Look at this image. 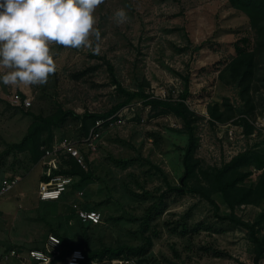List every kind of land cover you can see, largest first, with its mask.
<instances>
[{
  "label": "rangeland",
  "instance_id": "rangeland-1",
  "mask_svg": "<svg viewBox=\"0 0 264 264\" xmlns=\"http://www.w3.org/2000/svg\"><path fill=\"white\" fill-rule=\"evenodd\" d=\"M120 8L131 20L117 26L111 17ZM96 15L102 37L99 54L56 46L58 71L46 85L16 88L0 83V181L8 176L20 179L0 197V248L16 249L23 257L30 250H55L48 246L50 237L56 238L54 233L79 243L83 227L69 209L70 199L38 201L40 168L25 153L4 155V151L20 142L31 122L23 112L47 115L58 104L77 115L107 112L122 99L111 73L123 89L134 91L146 83V93L163 99L176 101L187 87L186 104L201 117L196 122L195 158L203 168L220 167L247 149L264 151L263 133L247 138L235 125L238 111H247V104L228 74H219L235 54L233 44L247 36L248 29L246 17L226 0H106ZM77 74L82 77L75 79ZM255 84L259 90L251 92L256 105L251 123L264 121L257 100V94L264 93V82ZM14 93L30 99L29 109L21 112L8 102ZM224 102L233 108L232 118L211 125L207 108L217 103L223 110ZM125 109V124L104 131L97 152L89 156L93 179L79 186L85 206L96 208L102 217L100 225L85 231L90 249L138 246L149 237L152 247L138 259L141 264H253V244L246 230L218 220L204 199L183 191L179 179L186 136L175 132L182 123L172 115L151 117L139 100ZM226 125L234 131L231 141L222 127ZM77 129L68 121L54 138L75 136ZM251 179L256 180L255 172ZM167 184L179 190L169 191ZM212 199L219 205L220 217L229 215L219 195ZM160 200L164 211L154 214L145 229L142 217ZM263 210L264 202L259 207L242 205L234 214L253 223ZM183 225L188 231L184 236ZM255 231L264 237V219Z\"/></svg>",
  "mask_w": 264,
  "mask_h": 264
},
{
  "label": "trees",
  "instance_id": "trees-1",
  "mask_svg": "<svg viewBox=\"0 0 264 264\" xmlns=\"http://www.w3.org/2000/svg\"><path fill=\"white\" fill-rule=\"evenodd\" d=\"M226 2L231 9L246 17L248 29L246 30L247 36L241 37L233 44L235 54L225 66L224 71H221L219 74L221 77L223 76L222 74H228L229 79L240 91V96L244 98L247 104V111L239 110L240 116L237 117L234 123L237 126H241L244 134L249 138L254 133V126L251 124L249 118L256 108L253 102V98L255 97L251 92L255 93L259 90L255 81L264 82V0H226ZM107 66L111 71L112 69L108 63ZM259 68H262L260 73H263L257 77ZM111 76V81L122 99L105 113L84 112L77 115L58 104L53 111L47 115H43L41 113L34 114L30 111L23 112L22 110L27 109L15 107L17 110L23 112L25 116L30 117L31 122L20 142L9 145L6 151H4V155H9L11 152L18 154L25 153L29 161L32 164H36L42 155L41 146L51 145L55 139V131L59 130L68 121H73L78 128L77 135L68 137L80 140L88 134L95 121L107 119L134 100H139L144 106L149 108L151 117L172 115L182 123V128L175 132L186 136V145L181 149L183 175L179 179L181 185L184 187L183 191L197 194L204 199L212 207L218 220L246 230L248 240L253 244V264H259V261L264 258V237L259 238L255 229L258 221L264 219V210L258 216L256 222L253 223L244 222L236 217L234 210L242 205L259 207L264 202V151L247 149L232 157L230 161L220 167L203 168L200 161L195 158V152L198 147L196 122L201 117L191 111L186 104L188 96L187 87L184 88L176 101L158 99L146 93L144 88V86H147L146 83L138 85L134 91H130L123 89L119 82L115 80L112 73ZM73 77L79 79L82 75L77 74ZM184 81L187 85V80L184 79ZM257 95L258 105L264 114V93H258ZM21 97L24 98L22 95ZM223 108L221 110V106L217 103L207 108L211 125L215 122L224 123L232 118L234 110L231 105L224 102ZM80 149L86 157L87 171L82 170L72 159L64 161L66 168L63 169V165H61L60 170L55 173L71 176L74 178V182L58 201L51 202H62L65 199L73 200L75 193L80 190V184L93 179L92 170L89 168V154L84 147L81 146ZM123 165L125 166V163ZM157 170L162 172L160 169ZM254 172L256 173L255 181L251 179ZM164 179L166 178L164 177ZM41 180H44V178L39 176V181ZM190 180H196L197 183L189 185ZM167 187L169 191L179 190L169 187L168 184ZM215 194L220 196L224 205L229 209V215L223 217L218 215L219 205L212 199V196ZM83 201L85 202V199ZM164 207L165 205L162 200L158 204L149 207L146 214L142 217V226L147 229L154 214H161L164 211ZM86 208L97 210L96 208ZM74 219L83 227V240L79 243H74L67 241L64 236L54 233L59 245L55 250L56 256L53 264L58 262L63 264L66 257L74 250H80L84 253L86 260L82 264H90L93 260H103L105 258L134 259L138 264H141V260L139 261L138 259L144 258L152 247L150 238L144 237L143 243L138 246L118 245L116 247L102 246L99 249H90L85 231L89 227L98 225L83 224L75 217ZM187 233L188 231L185 225H183L180 234L184 236Z\"/></svg>",
  "mask_w": 264,
  "mask_h": 264
},
{
  "label": "clouds",
  "instance_id": "clouds-1",
  "mask_svg": "<svg viewBox=\"0 0 264 264\" xmlns=\"http://www.w3.org/2000/svg\"><path fill=\"white\" fill-rule=\"evenodd\" d=\"M106 0H0V83L44 86L58 71L54 47L101 51L97 9ZM111 19L130 22L124 8Z\"/></svg>",
  "mask_w": 264,
  "mask_h": 264
},
{
  "label": "built area",
  "instance_id": "built-area-1",
  "mask_svg": "<svg viewBox=\"0 0 264 264\" xmlns=\"http://www.w3.org/2000/svg\"><path fill=\"white\" fill-rule=\"evenodd\" d=\"M153 98H158L154 97ZM163 99V98H158ZM8 102L15 107L28 109L31 106L29 98H22L18 93H14L9 97ZM130 107V106H129ZM126 107L116 112L113 116L95 121L94 125L90 128L88 134L80 140L69 137L54 139L51 145L41 146L40 150L42 155L36 167L40 168V177L44 178L38 182L37 185V199L40 202L58 201L63 193L67 192L69 187L73 184L74 178L68 175L55 173L62 168H66L64 161L72 159L84 171H87V161L85 154L81 151L80 147H84L88 156L94 155L99 147L101 137L104 131L113 127H119L125 124L122 112L126 111ZM133 110V109H131ZM255 131L252 136H255L257 131L264 134V121L251 123ZM227 138L231 141L234 138V131L229 126H222ZM89 159V157H88ZM20 179L16 176L4 177L0 181V197L14 188ZM84 193L79 190L75 193L74 199L69 202V208L73 216L83 224L100 225L102 217L99 211L89 210L84 203ZM59 242L56 238L50 237L49 245L56 250ZM55 250H30L26 257L19 254L16 249H3L0 248V264H15L30 261L35 264H53L55 258ZM86 260L84 253L80 250L72 251L66 257L63 264H82ZM90 264H138L134 259L114 258L103 260H93Z\"/></svg>",
  "mask_w": 264,
  "mask_h": 264
}]
</instances>
